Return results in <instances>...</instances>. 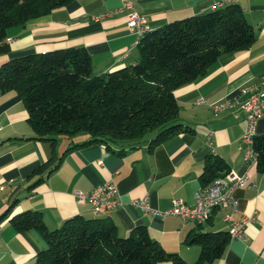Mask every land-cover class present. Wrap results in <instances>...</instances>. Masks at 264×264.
I'll list each match as a JSON object with an SVG mask.
<instances>
[{
    "label": "crops",
    "instance_id": "obj_1",
    "mask_svg": "<svg viewBox=\"0 0 264 264\" xmlns=\"http://www.w3.org/2000/svg\"><path fill=\"white\" fill-rule=\"evenodd\" d=\"M124 1L69 0L23 24L12 25L0 40V63L26 51L75 45L88 49L95 73L126 65L136 58L137 49L136 35L128 27L129 10L119 9ZM213 1L132 0L149 28L203 12ZM237 2L253 26L254 41L247 48L222 52L204 74L175 88L180 120L192 129L174 133L151 148L146 140L122 154L118 153L121 145L107 147L103 141L75 146L88 137L81 132L57 134L53 146L48 138L34 136L17 91L0 93V264H36L37 252L47 245L38 228L19 230L10 222L12 214L26 209L40 211L48 229L75 214L108 216L120 235L145 224L150 236L166 250L192 263L201 246L187 242L186 236L198 229L227 230L223 213L228 209L216 208L208 221L199 225L183 222L177 215L143 212L131 201L146 196L157 209L171 206L175 198L193 204L209 153L220 154L231 172L248 173L253 184L232 190L236 202L233 215L241 217L253 211L256 215L245 225L242 237L229 239L221 256L201 264H264V171L243 159L240 141L246 125L245 94L239 93L251 82L264 87V0ZM227 95H237V105L214 113L210 104ZM199 98L203 100L198 102ZM255 132L264 133V114L257 119ZM71 145L59 166L33 185L42 174L33 170L48 159L52 165ZM108 178L118 187V204L109 214L96 213L87 199H77L75 190L89 193ZM160 264L172 262L163 260Z\"/></svg>",
    "mask_w": 264,
    "mask_h": 264
},
{
    "label": "trees",
    "instance_id": "obj_2",
    "mask_svg": "<svg viewBox=\"0 0 264 264\" xmlns=\"http://www.w3.org/2000/svg\"><path fill=\"white\" fill-rule=\"evenodd\" d=\"M69 0H0V40L7 29L49 12ZM255 31L237 1L193 15L166 21L143 33L136 43V58L118 68L95 73L85 46H65L26 51L0 63V93L15 90L26 110L34 136L48 138L54 146L57 134L88 137L74 144L103 141L107 147L121 145L118 153L146 140L151 148L174 133L190 130L179 117L174 90L206 72L219 54L247 48ZM123 143H127L123 146ZM73 146H67L56 162L51 159L33 171L46 177ZM254 163L264 171V133H254ZM230 170L217 153L206 155L199 174L207 183ZM12 205H9V207ZM19 229L36 227L47 245L36 254V264H201L224 252L228 230L198 229L187 242L201 246L199 255L187 263L152 238L145 224L120 235L108 216L75 214L48 229L38 210L26 209L10 216Z\"/></svg>",
    "mask_w": 264,
    "mask_h": 264
},
{
    "label": "built area",
    "instance_id": "obj_3",
    "mask_svg": "<svg viewBox=\"0 0 264 264\" xmlns=\"http://www.w3.org/2000/svg\"><path fill=\"white\" fill-rule=\"evenodd\" d=\"M237 0H214L212 7L224 5L225 3L235 2ZM126 8L129 10L128 27L136 35L134 43L138 42L140 36L149 29L145 16L138 13L133 8L132 0H125L119 9ZM239 93L245 94L242 106L246 111L245 129L241 134L240 148L243 150V159L245 163L255 161L256 152L252 147L253 135L257 119L264 114V87L258 83H247L241 87ZM199 98L197 101L201 102ZM239 102L237 95L225 96L221 100L210 104L214 113H218L226 108L234 107ZM1 129V126H0ZM99 162H101L99 160ZM250 183L247 172L236 174L230 170L223 175H218L211 181L201 184L194 195L193 204H187L179 198H175L171 206L157 209L152 207L146 196L132 199V203L138 206L143 212L157 214L162 217L168 215H177L181 221H193L196 224H202L212 216L213 211L222 207L226 210L223 213V219L227 222L229 238L242 237L245 225L255 219L256 211L249 215L235 217L233 211L236 208V202L232 194L235 187H243ZM3 186V185H1ZM75 195L79 201L87 199L93 211L101 214H109L118 204V187L112 178L96 184L89 193L80 189L75 190ZM1 232V224H0Z\"/></svg>",
    "mask_w": 264,
    "mask_h": 264
}]
</instances>
